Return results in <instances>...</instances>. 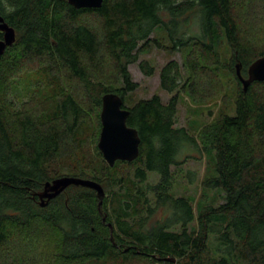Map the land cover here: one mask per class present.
Masks as SVG:
<instances>
[{
    "label": "trees",
    "instance_id": "trees-1",
    "mask_svg": "<svg viewBox=\"0 0 264 264\" xmlns=\"http://www.w3.org/2000/svg\"><path fill=\"white\" fill-rule=\"evenodd\" d=\"M0 17L17 33L0 56V264H264V81L245 91L237 73L241 64L248 78L264 57V0H105L83 9L0 0ZM154 46L185 54L160 71L172 96L127 106L139 88L130 66ZM139 65L154 75L148 61ZM227 76L235 115L222 113L197 137L177 126L180 95L203 103L225 93ZM22 80L28 100L19 106L12 94ZM108 93L123 98L142 140L136 160L113 167L98 147ZM191 148L214 165L198 213L195 200L173 194L180 168L199 159ZM62 176L100 183L104 215L97 191L83 186L43 207L34 193ZM160 211L167 216L151 224Z\"/></svg>",
    "mask_w": 264,
    "mask_h": 264
},
{
    "label": "rangeland",
    "instance_id": "rangeland-1",
    "mask_svg": "<svg viewBox=\"0 0 264 264\" xmlns=\"http://www.w3.org/2000/svg\"><path fill=\"white\" fill-rule=\"evenodd\" d=\"M166 42L167 41L164 42L165 45ZM184 57L185 54L183 52L181 53L180 51H178L175 54H171L166 49L158 48L156 46H154L149 53L142 54L139 62L130 66V71L133 80L139 84V88L130 96L131 99H129L127 106H131L132 102H136L141 99H149L154 95H160L163 101L167 102L172 95L161 88L160 71L162 67L166 65L170 60H177L179 63L182 64L184 62ZM142 61H148L150 65L154 67V75L147 76L143 73L139 65ZM36 78H38V74L31 75L29 77V81H34ZM224 80L226 84L225 93L209 97V99L203 103H197L193 101L188 94H181L180 103L178 107L177 126L187 127L190 129L192 134L196 135V132L200 127L211 123L212 121L217 119L222 113L235 115L236 83L228 76L225 77ZM15 87V92L14 94H12V98L15 99L16 104L21 106L22 102L28 100V97L25 95V92L28 93L29 89L28 82L26 80H22ZM46 89L50 91L48 88ZM186 153L196 156L199 159H191L187 164L180 168L181 171L179 175H177L175 178L173 194L177 197L184 196L195 200L194 208L196 210V213H198L197 205L203 196L202 183L208 175V168H213L214 170V165L212 162L209 163L205 154H200L195 148H191ZM174 170H176L177 172L178 169L174 168ZM68 172V169L62 170L63 174H67ZM190 172L196 174L194 182L189 181ZM210 173H213V171H210ZM159 179L160 175L158 173H150V183L156 184L159 182ZM208 195L210 201L218 203L222 202V198L221 195H219V191L211 190L208 192ZM166 216L167 215L163 211H160L154 216L151 224H154L158 220L164 219ZM14 263V261L8 260L4 264Z\"/></svg>",
    "mask_w": 264,
    "mask_h": 264
},
{
    "label": "water",
    "instance_id": "water-1",
    "mask_svg": "<svg viewBox=\"0 0 264 264\" xmlns=\"http://www.w3.org/2000/svg\"><path fill=\"white\" fill-rule=\"evenodd\" d=\"M105 0H69V3L77 9L100 8ZM0 31L4 38L0 39V56L7 47L17 41L15 28L11 27L3 17H0ZM238 76L243 83L244 90L254 81H264V57L252 64L249 69V77L242 75V65H237ZM124 100L116 93H108L103 97V109L101 113L102 131L98 147L110 166H115L119 160L133 162L140 155L141 137L138 130L128 126L127 120L130 110L123 108ZM72 185L94 189L100 199L99 209L102 211L103 200L106 196L104 187L97 181L74 176H62L45 184L44 190L34 193L40 198V203L45 207L48 202L66 191ZM106 220V216L104 217ZM113 232V226L110 225Z\"/></svg>",
    "mask_w": 264,
    "mask_h": 264
}]
</instances>
